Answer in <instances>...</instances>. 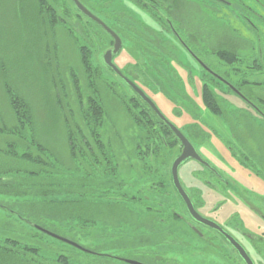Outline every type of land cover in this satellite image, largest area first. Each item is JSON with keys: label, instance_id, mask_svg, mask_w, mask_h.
I'll list each match as a JSON object with an SVG mask.
<instances>
[{"label": "rangeland", "instance_id": "1", "mask_svg": "<svg viewBox=\"0 0 264 264\" xmlns=\"http://www.w3.org/2000/svg\"><path fill=\"white\" fill-rule=\"evenodd\" d=\"M51 1L58 9L59 19L63 21L56 27L49 23L45 15H42L37 0H0V125L12 127L16 124L6 95V86H9V89L25 99L31 109L34 126L26 132L28 140H32L34 135L45 147L43 153L35 148L34 155H43L48 161L47 167L39 166L31 161L7 155L0 149V177L18 175L19 171L21 173L40 171L41 175L47 172L50 178L38 179L40 182L36 181L37 185L28 182L29 185L36 186L33 190L34 192L38 190L35 192L38 195L51 189L48 186L54 182L56 183L54 189L67 190L69 186H66V183L73 181L72 184L77 185V178L84 175V162L76 167L71 158L67 123L61 106L73 108L76 116H79L75 88L71 79L73 71L77 73L82 89L86 93L90 92L89 78L82 61V48L85 47L84 49L90 53L93 64L101 69L99 76L101 78L97 79L96 87L107 111L104 131L107 130L105 134L111 140L113 149L118 155L119 168L117 174L112 176L117 177L121 182V188L108 190L104 197L106 199L102 198V201L78 193L71 194V199L65 194L51 196L49 193L36 198L35 201L26 198L15 201L8 199V196L0 195V202L13 208L12 202L15 201V209L26 214L29 221L40 222L57 235L72 240L92 252L94 249L109 257H94L88 254L89 252L40 231L35 223L26 220L16 222L14 213L5 211L3 207H0V237L11 236L18 241L16 249L19 254L25 252L24 246L37 247L38 256L35 258L47 263L56 262L61 258L62 261L58 264H127L124 261L113 260L110 255L137 258L138 253L141 252L149 255L143 260L150 264H156L154 256H157L158 264L174 263L173 258L176 259L178 254L183 259L191 260L190 264H225L222 257L204 256L202 260L193 243L192 247L195 250L191 249V246L185 249L177 247L183 246L179 242L183 240L182 236L186 238V231H176L173 234L171 231L178 230L179 227H173L171 221L158 224L154 219L155 216L147 212L187 211L171 178V165L176 157L171 158L173 160L170 159L166 166L160 162L150 161L151 175L144 170L145 162L140 159L134 141L138 129L127 111L123 98L125 95L134 96V91L109 69L103 60L105 52L113 48L114 41L100 25L83 15L72 0ZM81 2L122 36V50L113 61L125 74L131 76L129 71L137 65V52L132 40L137 38L144 40L145 36L149 35L155 40L154 31L161 29L158 20L132 0H82ZM241 2L248 7L220 5L214 0H163L162 6L181 38L191 42L194 50L197 51L196 46L201 48L204 42L210 46L212 50L209 53L199 54V57L212 68V72L218 75L217 71L226 72L229 67L218 53L219 50L230 51L241 56L240 61L234 65L235 68L240 69V72L229 74L232 81L245 78L244 73H246L247 80L264 84V20H262L264 18L260 17V15L264 17V0L260 3L253 0H241ZM244 13L247 14L249 21ZM188 14H193V17L187 16ZM253 27H258V32ZM164 34L175 42H173L174 50L180 60L179 62L170 59L169 67L166 69L157 62L165 75L168 77L172 75L171 83L168 82L170 88L168 94L178 98L177 75L180 78L179 89L186 92L189 97L186 99L189 100L185 99L187 102L183 105L180 99L173 100L167 93H164L165 95L157 93L154 91L155 87H147L138 79L136 82L144 88L167 118L179 128L188 132L186 129L188 126L199 124L202 130L209 133L208 139L203 144L196 143L197 150L203 159L221 173L227 185L215 179L201 163L192 159L186 161L179 169L181 182L202 211H219L222 218H231L230 223H237L233 211H240L241 215L248 219V227L253 229L257 224L253 211L264 213V177L245 167L230 147L242 156L246 154L247 149L253 155L260 156L257 143L262 142L263 140L259 139L263 137L259 134L257 136L250 134L243 127H235V129L229 127L221 117L207 108L201 92L206 70L185 44L182 41L178 42L175 33L167 31ZM256 35L259 41L256 40ZM256 47L262 52L256 55L263 62L259 75L252 74L250 65L245 64L255 57L253 55L256 51L258 53ZM139 67L143 69L145 66L139 65ZM212 74L210 75L214 77L215 74ZM156 86L160 88L161 85L159 83ZM219 86L221 88L216 89L217 92L231 105L251 111L241 96L227 91L226 87ZM242 90L264 97V85L247 83ZM8 141L27 144L18 136L0 133V148L8 150L9 148H6ZM17 150L22 151L20 148ZM252 161L256 162L261 172L264 170L257 161ZM156 165L159 172L155 170ZM73 177L77 178L73 180L71 179ZM14 180L23 181L19 180V176ZM157 180L165 181L164 189L154 190ZM75 189L71 191L74 192ZM123 194L127 197L134 196L139 203L135 204L132 200L126 199L117 200ZM46 200H49L48 204L45 203ZM50 200H54L55 204L59 205H52ZM60 209L72 211L69 213L74 214L82 212L85 213L84 217H96L101 223L110 224L111 228H107V232H104L105 228L101 227L103 230H100L98 227L93 237L91 230L94 226H90L89 222L88 226H83L77 214L73 215L74 219L66 218V215L61 221L45 214V211ZM30 211H43V214L32 215L28 213ZM54 216L59 215L54 214ZM168 229L171 231H167ZM0 244L13 247L4 239H0ZM151 249L158 253L151 252L153 251ZM211 252L218 254L216 250L211 249ZM198 256L201 258H197ZM16 258L10 264H26L25 259H28L24 255H17ZM6 261L1 259L0 264H7Z\"/></svg>", "mask_w": 264, "mask_h": 264}, {"label": "trees", "instance_id": "2", "mask_svg": "<svg viewBox=\"0 0 264 264\" xmlns=\"http://www.w3.org/2000/svg\"><path fill=\"white\" fill-rule=\"evenodd\" d=\"M132 1L135 2V4L141 9L148 12L151 16L155 17L156 20H158L157 22L159 23L161 29L160 31H154L156 38L155 40L150 35L148 37L145 36L144 40L141 38H139V40L138 38L132 40V43L135 46V51L137 52V65H135L133 69L129 71L131 76L127 74L126 75L135 83H137L136 79H138L143 85L147 87H155L154 91H156L157 93L168 94V90L170 89L168 86V82H170V80L172 79V75L170 77L165 75L164 70H162L158 66L157 62L161 64L162 68L166 69L167 67H169L170 59L177 60L179 62L180 60L177 58L174 50L175 42L172 39L166 37L164 33L167 31L169 33H175V37L177 38L178 42L182 41L183 43L187 44L188 40H183L181 38V36L179 35V31L173 26V21L169 18V16H167V14L164 13V6H162L163 0ZM37 3L42 11V15H45V18L48 19L49 23L52 26L56 27V25H59V23L63 22L59 19L57 13L58 9L55 8L51 0H37ZM112 29L119 33L114 27H112ZM176 32H178V34H176ZM120 37L122 36L120 35ZM84 48H82V61L83 68L87 74V77L89 78L88 82L90 92L86 93L84 89H82L80 80L77 77V73L73 71L71 73V79L75 88L79 116H76L75 110L73 108L70 109L68 106L67 108L65 106H61V110L65 118L64 120L67 123L66 128L69 140L70 155L76 167L79 163L84 162V175L81 178H71L73 180L77 178L78 184H72L73 181L70 183H66L65 185L69 186L67 190L65 188L54 189L53 187L56 186V183L54 182L50 183V186L46 185L51 189L47 188L49 190H45L41 192V194L37 193L38 195H36L35 192H38V190H36L35 192L33 190L36 187L35 185H37L36 183H38L36 181L40 182V180L38 179H42L43 177L50 178V176L47 175V172H45L46 174L41 175L40 171H28L23 173L19 171L18 175L0 177V195L8 196V199H12L15 201H18L20 198H26L27 200L32 199L35 201L37 200L36 198L40 196H46L49 193L51 196L65 194L69 199H71V194L75 195L78 193L81 196H89L91 198L100 199V201H102V198L106 197L105 194L108 190H118L121 188V182L117 180V177L112 176L117 174L119 168L118 155L113 149L111 140L108 139L107 135L105 134L107 130L105 129L106 131H104L107 111L102 97L96 87L97 79L101 78L99 77L101 74V69L100 67H97L93 64L90 53L87 52V50ZM221 51L219 50L218 55H220L221 59L225 62V65H227L229 68L226 70V72L222 71L220 73L219 71H217L220 76L217 75V73L212 72L213 74H215L212 75L216 77V79L210 75L211 73H207L205 71L203 76L205 82L201 88L203 102L208 109H210L214 114L221 117V119H223V121L229 127L234 129L235 127H243V129L247 130L250 134H255L256 136L257 134H259L261 137H263L259 139L263 141H259L257 143L258 150H260L259 153L261 154L260 156H256L255 154L253 155V153L248 149L246 151L247 155L244 154L243 156L236 153L233 148L230 147V149L245 167H247L257 175H262L264 177V170L261 172V169L257 168L258 166L257 164H255L256 162L252 161L255 160L259 163L260 166L264 167V97L254 95L253 92H244L242 90L247 83L257 84L258 86H263L264 84L253 83V81L251 82L247 80L248 78L246 77V75L248 74L246 73H244L245 78L238 81H232V79L229 77V74L238 71L240 72V69L235 68L234 65L235 63L240 61L241 56L235 54L234 52ZM245 64L250 65V71H252V74L257 73V75H259V69L263 68V62L259 59L258 56L252 57V60L249 59L247 62H245ZM139 65L145 67L141 69ZM162 77H164L165 79ZM221 77L222 80L223 78L226 79L227 82H229V84L233 86L238 92L234 91L230 86L224 85L220 81ZM176 78L180 83V78L177 75ZM165 80L167 82H165ZM159 83L161 85L160 88L156 86ZM179 83L177 87L178 90H176L178 98L173 97L169 94L168 96L173 100L180 99L183 105H185L187 102L186 100H189L186 99L188 95L186 94V92L179 89ZM218 84L223 88L226 87L227 91L235 93L239 96H244L249 102L247 103V105L251 109V111L246 108L243 109L234 107L227 100L221 97L216 90L218 88H221ZM142 89L144 90V88ZM6 95L8 96L9 106L15 116L16 124L12 127L0 125V133L2 135L18 136L20 140H25L27 144L25 142L23 145L21 143L17 144L8 141L6 143V148L9 149L6 150L4 148H0L1 151H3L4 153L6 152L7 155L15 156L22 160L31 161L39 166L43 165L47 167L48 161L43 157V155H34L33 153V150L35 148L43 153L45 147L42 145V143L36 140L34 135L32 140H28L26 136V132L28 131V129L34 126L32 112L28 107V103L24 98H21V96L15 93V91L9 89V86H6ZM125 96H123V98L124 103L127 107V111L131 116L135 127H137L138 129V132L135 135L136 140L134 139L137 147V152L140 156V159H143L145 162L144 170L149 174V172L151 173L152 171L151 164L149 163L150 161L160 162L161 164H164V166H166V163L168 164L171 160L179 155V153L181 152V145L170 127L165 124L150 108V106L145 103L135 92L134 96L132 97ZM198 125L199 124H193L188 126V128H186L188 132L180 128L181 131L187 137H189L196 148V143L203 144L209 137V133L202 130V128H200ZM254 139L257 141L256 138ZM16 147L22 149V151L19 152ZM157 165L155 170L157 169V171L159 172V168L157 167ZM209 172L212 173V171L210 170ZM17 176H19V180L21 179L23 181L16 182L14 178ZM28 182H33L35 183V185H29ZM79 182L81 184H79ZM95 182H97V184H95ZM125 183L126 182H124L123 185H125ZM164 183L165 181L163 180H157L154 190L159 188L161 190L164 189ZM73 188H76L74 192L71 191V189ZM79 188H81V191H79ZM118 199L132 200L135 204L139 203V201H137L134 196L127 197L124 196V194L120 198H117V200ZM15 201L12 202L13 208L10 205L2 202H0V207L5 208V211L14 213L16 222L26 220L30 223H35L37 225L48 228L46 225L40 222L29 221L26 214L15 209ZM48 202L49 200L45 201L46 204H48ZM50 203L55 206L59 205L55 204L54 200H50ZM43 211H30L28 213L32 215H42ZM69 212L72 211H64L63 209H60L56 211H45V214L46 216L49 215L50 217H54L55 219H58L60 221L63 220L64 216L66 215V218L74 219L73 215L77 214V216L80 217L83 226H88V222L90 226H94L91 230V235L93 237H95L93 234H95V232L97 233V231L95 230L98 227H100V230H103L101 229V227L105 228L104 232H107V228H111L110 224H106L104 222L101 223L100 220H98L96 217H84L83 215L85 213L82 214V212L75 214ZM54 214L59 216H54ZM59 223L63 225L62 222ZM0 239H4L5 242H7L8 244L11 243L13 245L12 247L0 244V258L7 260V264L15 261L17 259V255H24L25 258L28 257V259H25L26 264H58L62 261V259L59 258L56 260V262H43L41 259L35 258L38 256V248L29 245L24 246V248L26 249L25 252H22L23 254H19L16 249L18 241H16L13 237L1 236ZM93 252H90L88 254H91L94 257H109L108 255L102 254L101 252L98 253L94 249Z\"/></svg>", "mask_w": 264, "mask_h": 264}, {"label": "flooded vegetation", "instance_id": "3", "mask_svg": "<svg viewBox=\"0 0 264 264\" xmlns=\"http://www.w3.org/2000/svg\"><path fill=\"white\" fill-rule=\"evenodd\" d=\"M214 1L219 3L220 5H227V6L233 5L236 7L243 5L246 8L248 7V6L244 5L241 2V0H232V1L231 0H214ZM253 1L260 3L263 0H253ZM191 9L193 10V8H191ZM244 15L246 16V19H248L247 14L244 13ZM187 16L193 17V14H188ZM260 17L264 18L262 15H260ZM262 18H260V19H262ZM262 20H264V19H262ZM247 21H249V19ZM253 28H254V30H256L258 32V30H259L258 27L257 28L253 27ZM176 34H178V32H176ZM256 37H257L256 40L259 41L258 35H256ZM188 43L187 44L184 43V44L190 50L192 55L194 54L197 57V59L201 63V66L204 68V70H206L208 72H209V70L212 71V68L209 67L207 64H205L201 60V58L199 57L200 56L199 54H205L206 52L209 53L212 50V49H210V46H207L208 44L206 42H204L203 46L201 48H199V46H196V48H197V51H196V50H194L192 43L189 41H188ZM255 50H258V53H256L257 52L256 51L253 56H256L257 54L262 53L258 47H256ZM206 67L208 69H206ZM209 73H211V72H209ZM221 79H222V77H221ZM221 79H220V81L224 85L229 86L225 83V82H227L226 79H224V78H223V80H221ZM241 97L244 99L245 103H249L244 96H241ZM203 167H205V166H203ZM206 169H208V168H206ZM209 170L210 169H208L207 171L209 172ZM210 171H212V170H210ZM218 173L215 174L212 171L211 175H213L215 177V179L220 180L221 182H224L226 184L227 182L224 179V177L221 175V173L219 171H218ZM185 190H186V188H185ZM177 194H178V192H177ZM190 198L194 203V206L197 210L196 212L201 217L217 223L221 227L222 231H220L216 228H213V227L203 223L202 221H200L197 217H195L191 213V211H188L187 207H186L187 211H147V212L150 213L151 215L155 216L154 219L158 224L164 223V222L167 223V222L171 221L173 227L174 226L179 227L178 230H173V232L170 229L167 230V231H171V233H173V234L176 231L177 232L178 231H186V234L188 236L186 235V238L184 236H182L183 240L181 242H179V243H182L183 246H177V247H182L181 249H185L186 247L191 246V249H192L193 248L192 243L195 244L194 246H195V248H197V252H198L197 254H200L202 256V260H204V256L205 257L208 256L211 258L222 257L225 264H247L245 262L244 258L241 256V253L239 252V250L237 248H235V246L229 241L227 236H231L232 238L235 239V241L237 243H239L245 249L246 253L248 254V256L253 261V264H264V213H262V211H253L254 217L257 218V224L255 225L256 227H254L252 229V228L248 227V224H247L248 219L245 218V216H242L240 211H233L236 214L235 215L236 217L234 219L237 221V223H233V222L230 223L231 218H226V217L222 218L219 211H202L200 208H198V205L193 200V197L190 196ZM180 200L184 203V201L182 200L181 197H180ZM247 213H245V214H247ZM248 218L250 219V216ZM153 223L155 224L154 221H153ZM175 235H177V234H175ZM153 243H155V242H153ZM155 244H157V243H155ZM200 248H201V250H200ZM211 249L216 250L218 252V254L212 253ZM143 250L146 251L145 248H143ZM151 250H153V249H151ZM193 250H195V249L193 248ZM151 252L158 253V251H156V250H153ZM193 255H195V254H193ZM111 256L113 257V260H118L121 262L124 261V260H122L123 258L119 257L118 255H111ZM148 256L149 255H147L146 253L144 254V253L140 252V253H138L137 258H133V257H129V256H124V257L126 259H134V260H138V261L145 263V264H150L149 262H145L143 260V258L148 257ZM177 256L178 257L176 259L173 258V261L174 260L175 261H174V263H171V264H190L189 261H191V260L183 259V257H181L179 254ZM201 256H198L197 258L200 259ZM156 258H157V256H154V260L156 261V264H158V260H156ZM127 264H130V263H127ZM152 264H155V263H152ZM166 264H168V263H166Z\"/></svg>", "mask_w": 264, "mask_h": 264}, {"label": "water", "instance_id": "4", "mask_svg": "<svg viewBox=\"0 0 264 264\" xmlns=\"http://www.w3.org/2000/svg\"><path fill=\"white\" fill-rule=\"evenodd\" d=\"M73 3L75 4L76 8L86 17H88L90 20L94 21L95 23H97L98 25H100L113 39L114 44H113V48L108 49L105 54H104V63L105 65L110 68L111 70H113L127 85H129L134 92L145 102L147 103L150 108L156 113V115L165 123L167 124L170 129L172 130V132L176 135L177 139L179 140L180 144H181V152L179 153V155L173 160L172 165H171V178H172V182L173 185L176 189V191L178 192L179 196L182 198V200L184 201L188 211H191V213L197 217L200 221H202L203 223L216 228L220 231H222L221 227L208 219H205L203 217H201L196 211V208L194 206L193 201L191 200L189 194L187 193V191L185 190L180 176H179V169L180 167L188 160H195L198 161L199 163H201L203 166H205L206 168L212 170L215 174L218 173L217 169L215 167H213L208 161H206L205 159H203V157L201 156V154L198 152L197 148L195 147V145L193 144V142L189 139V137H187L182 131L181 129L174 123L172 122L170 119L167 118V116L160 110V108L158 107V105L156 104V102L137 84L135 83L131 78H129L113 61L114 57L116 55H118L123 47V42H122V38L120 37V35L114 30L112 29L105 21H103L100 17H98L97 15H95L91 10H89V8L86 7V5H84L81 0H72ZM206 69H208L206 67ZM209 72L212 73V71L209 70ZM221 79V78H220ZM222 80V79H221ZM227 85L231 86L228 82H225ZM231 88L238 92L233 86H231ZM219 174V173H218ZM36 228L39 229L40 231H43L44 233L56 237L62 241H65L85 252H92L89 249L81 246L80 244L66 239L64 237H61L59 235H57L56 233L48 230L47 228L37 225L35 224ZM229 241L235 246V248H237L239 250V252L241 253V256L244 258L245 262L247 264H253V261L251 260V258L248 256V254L246 253L245 249L235 241L234 238H232L231 236H227ZM122 260H124L126 263H130V264H145L142 263L138 260H134V259H126L123 258Z\"/></svg>", "mask_w": 264, "mask_h": 264}]
</instances>
